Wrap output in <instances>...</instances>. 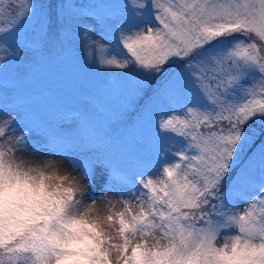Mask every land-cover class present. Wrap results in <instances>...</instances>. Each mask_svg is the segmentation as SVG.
<instances>
[{
	"label": "snow or ice",
	"instance_id": "snow-or-ice-1",
	"mask_svg": "<svg viewBox=\"0 0 264 264\" xmlns=\"http://www.w3.org/2000/svg\"><path fill=\"white\" fill-rule=\"evenodd\" d=\"M77 52L85 66L91 58L98 71L121 70L105 84L111 93L145 98L131 129L114 134L92 94L84 99L95 111L61 110L17 71L34 80ZM0 116L9 118L0 138L11 130L36 155L35 137L69 159L91 151L74 161L87 179L103 167L105 189L146 197L152 213L139 226L170 241L152 264H264V0H0ZM21 175L0 152L6 199H17L9 183ZM72 198L41 183L23 223L0 222V264H73L57 239ZM240 199L250 202L238 209Z\"/></svg>",
	"mask_w": 264,
	"mask_h": 264
},
{
	"label": "clouds",
	"instance_id": "clouds-1",
	"mask_svg": "<svg viewBox=\"0 0 264 264\" xmlns=\"http://www.w3.org/2000/svg\"><path fill=\"white\" fill-rule=\"evenodd\" d=\"M7 116H0V127L7 128ZM16 133L8 130L0 138V152L6 165L19 168V179H12L18 197L6 199L0 193V222L13 226L24 222L30 197L38 194L41 183L48 194L70 190L73 194L63 235L57 237L60 250L71 255L73 264H152L153 252L170 241L156 229L145 230L140 220L150 216L149 200L139 194L127 195L103 188L89 192L93 181L65 156L49 152L36 155L16 143ZM55 195L48 200L55 204ZM46 206V205H45ZM75 218V223L71 222ZM224 240L219 241L221 246ZM64 257H53L48 264H62Z\"/></svg>",
	"mask_w": 264,
	"mask_h": 264
},
{
	"label": "rangeland",
	"instance_id": "rangeland-1",
	"mask_svg": "<svg viewBox=\"0 0 264 264\" xmlns=\"http://www.w3.org/2000/svg\"><path fill=\"white\" fill-rule=\"evenodd\" d=\"M18 2L19 0H17ZM78 2H86V0H78ZM7 7L8 5L6 3L5 8ZM12 7H16V5L13 4ZM8 18L7 15L3 18L5 25L7 24ZM25 55L27 56L29 54L25 53ZM81 55L79 52L75 53L76 59L70 62L52 61L34 80L29 78V70L27 67H21L17 71L20 77L25 79L28 86L44 88L52 93L56 97L61 110L84 109L87 111H95V105L84 99L85 94L95 95L97 100L104 104L106 112L112 114V119L108 124L109 129L114 134H123L136 123L145 98L139 97L135 105L137 107L136 111L120 110L121 101L126 94H120V99H118L119 94L111 93L105 88V84L123 79L121 70L107 69L98 71L92 66L91 58H89V64L87 66L82 64L79 60ZM113 100L115 101L113 102ZM109 103H112V106ZM59 124L68 130L76 126L74 119H61L59 120ZM35 139L38 141L35 145V150L40 153L48 152V149L43 147V139L41 137H35ZM92 155L93 153L91 151L76 149L70 153L71 159L66 158L74 165V161H78L85 156L91 157ZM149 174L154 179L157 178L154 172L145 173V176ZM92 181V191L98 193L104 188L105 183L109 181L107 170L103 167H97L94 171ZM249 202L246 199H240L236 200L235 204L238 209H243ZM231 234L235 235L236 233L233 232ZM224 235V233H221V239L216 241L217 245L219 241L223 240Z\"/></svg>",
	"mask_w": 264,
	"mask_h": 264
},
{
	"label": "trees",
	"instance_id": "trees-1",
	"mask_svg": "<svg viewBox=\"0 0 264 264\" xmlns=\"http://www.w3.org/2000/svg\"><path fill=\"white\" fill-rule=\"evenodd\" d=\"M115 99H117V98H115ZM118 99H120V94H119ZM138 99H139V97H131V96H127V95L123 96V99L121 101L120 110H122V111L127 110V111H132V112L136 111L137 107L135 105L137 104ZM114 101L115 100H113V102ZM112 103H109V105H111ZM215 202L216 201H213V203H215Z\"/></svg>",
	"mask_w": 264,
	"mask_h": 264
}]
</instances>
